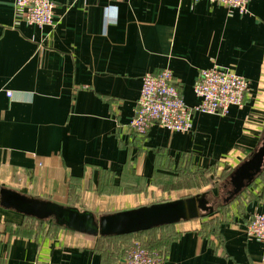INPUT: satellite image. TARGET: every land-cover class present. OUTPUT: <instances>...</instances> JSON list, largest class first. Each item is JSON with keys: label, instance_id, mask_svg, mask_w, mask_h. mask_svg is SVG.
<instances>
[{"label": "crops", "instance_id": "crops-1", "mask_svg": "<svg viewBox=\"0 0 264 264\" xmlns=\"http://www.w3.org/2000/svg\"><path fill=\"white\" fill-rule=\"evenodd\" d=\"M52 1L54 24L40 27L23 18L15 0H0V179L25 195L100 216L163 203L157 192L188 171L207 174L214 195L229 183V195L232 172L264 136V0H252L246 13L206 0ZM214 65L248 79L243 107L197 112L189 132L156 124L141 136L131 129L144 74L170 69L195 105L199 73ZM225 199L214 219L138 235L157 248L172 232L161 248L166 264H264V243L246 233L251 218L264 213V168ZM25 218L0 206V264L124 260L122 249L107 243L111 236L36 218L42 229H31Z\"/></svg>", "mask_w": 264, "mask_h": 264}, {"label": "built area", "instance_id": "built-area-1", "mask_svg": "<svg viewBox=\"0 0 264 264\" xmlns=\"http://www.w3.org/2000/svg\"><path fill=\"white\" fill-rule=\"evenodd\" d=\"M202 1V0H194ZM228 6L240 13L248 12L252 0H206ZM15 7L30 24L52 26L54 24V2L52 0H15ZM199 99L188 105L170 69L147 72L142 78L140 96L131 129L145 136L153 125L170 131L189 132L193 129L195 113L226 115L230 108L243 107L249 91V81L229 68L214 65L201 69L193 86ZM246 233L264 243V213H256L248 222ZM166 254L159 248H150L136 240L124 260L119 264H166Z\"/></svg>", "mask_w": 264, "mask_h": 264}, {"label": "water", "instance_id": "water-1", "mask_svg": "<svg viewBox=\"0 0 264 264\" xmlns=\"http://www.w3.org/2000/svg\"><path fill=\"white\" fill-rule=\"evenodd\" d=\"M264 168V136L253 155L240 164L231 174L233 186L225 201L238 195ZM0 206L16 210L39 220L53 219L57 226L101 236H122L147 231L208 216L214 212L205 194H198L174 201L154 203L139 208L108 213L96 217L90 211L64 203L25 195L0 185Z\"/></svg>", "mask_w": 264, "mask_h": 264}, {"label": "rangeland", "instance_id": "rangeland-1", "mask_svg": "<svg viewBox=\"0 0 264 264\" xmlns=\"http://www.w3.org/2000/svg\"><path fill=\"white\" fill-rule=\"evenodd\" d=\"M171 182L172 181H167L165 186L164 187L162 186V190L160 189L157 192V196H156L155 200H157V201L166 200L164 202H167V201L177 200V198L179 196H182V195L185 198H188V197H192V196H195L198 194H205L206 198L208 199L209 204L215 208V213L218 210L217 208H221L220 204H222L223 198L228 197V190L230 189V184L227 182L228 186H226L224 188V190H223L224 193L222 192L218 195H214V193L212 191L213 190V180L207 174L205 176L203 173H197L196 171L195 172H189L188 171L186 173H183V176L181 178H178V179L175 178L173 181L175 184L174 188H170V185H172ZM0 185L7 187V188L14 189V190L22 193V191H20V189H19L20 187L15 188V187H12L10 184H6V181H5L3 175L0 179ZM167 187H169V188H167ZM223 202H224V200H223ZM157 203H160V202H157ZM212 214H214V213H212ZM212 214L205 216L203 218H200V220H202V219L207 220V218L208 219L209 218L214 219L215 217L212 216ZM95 216L98 218V217H100V214L96 213ZM40 222L51 223L54 225L53 219H46V220H43ZM40 222H38L36 219L31 218V217L25 218L26 225L30 226L31 229L33 228L36 230H41L42 227H40V225L42 223L40 224ZM171 234H172V232H167L164 235H162V239L160 242L161 246H158V244H157V246L160 247L159 249L164 248L163 242H165L167 237L170 236ZM136 240L142 241L145 244V242L138 235V233L128 234L125 236L124 235L123 236H111V238L106 239V241L109 245H115L118 247L117 251L122 249L121 251H122L124 257L127 256L128 252L133 247L134 241H136ZM154 242H157V239ZM147 246H148V244H147ZM111 247H109V248H111Z\"/></svg>", "mask_w": 264, "mask_h": 264}, {"label": "trees", "instance_id": "trees-1", "mask_svg": "<svg viewBox=\"0 0 264 264\" xmlns=\"http://www.w3.org/2000/svg\"><path fill=\"white\" fill-rule=\"evenodd\" d=\"M27 217H30V216H27ZM33 218V217H32ZM53 222H54V220H53ZM54 224H55V222H54ZM56 225V224H55ZM154 229V228H153Z\"/></svg>", "mask_w": 264, "mask_h": 264}]
</instances>
